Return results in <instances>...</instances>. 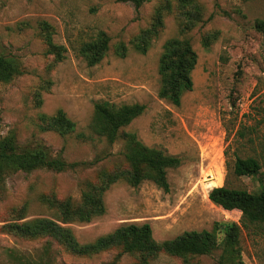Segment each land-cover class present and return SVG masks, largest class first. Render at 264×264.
<instances>
[{"label":"rangeland","instance_id":"rangeland-1","mask_svg":"<svg viewBox=\"0 0 264 264\" xmlns=\"http://www.w3.org/2000/svg\"><path fill=\"white\" fill-rule=\"evenodd\" d=\"M179 1L145 0L137 10L123 0H0V57L16 59L23 70L10 83L0 82V138L13 134L20 146L42 143L68 163H90L7 178L0 200V264H222L224 232L232 224L241 228L239 242L224 264H264V224L244 227L240 212L224 211L209 199L212 189L224 185L257 193L264 184V29L256 27L264 22V0H195L201 20L184 31ZM159 11L163 27L146 54L136 52L131 41L154 25ZM100 32L110 37V48L90 67L79 50ZM47 37L63 48V60L49 53ZM172 39L188 40L197 54L193 88L179 106L159 96L160 59ZM121 43L128 48L124 58L117 55ZM99 102L146 110L110 143L91 127ZM59 110L76 124L72 134L41 130L40 116ZM132 138L180 160L167 171L169 191L152 181L133 187L119 180L104 193L103 216L90 223L54 219L42 199L80 202L86 185L128 169ZM236 156L256 158L261 172L240 175L232 167ZM37 218L70 228L80 244L129 224H149L159 243L185 232H212L216 224L221 230L209 256L186 262L160 253L144 263L120 248L75 255L52 238L25 239L7 227Z\"/></svg>","mask_w":264,"mask_h":264},{"label":"trees","instance_id":"trees-1","mask_svg":"<svg viewBox=\"0 0 264 264\" xmlns=\"http://www.w3.org/2000/svg\"><path fill=\"white\" fill-rule=\"evenodd\" d=\"M123 1L132 2L137 10L145 2V0ZM179 2L182 30H189L201 20L202 7L195 0H180ZM162 27L163 14L159 11L154 25L142 30L131 41L133 49L138 53L146 54L152 39L157 37ZM256 27L264 29V22H257ZM46 42L49 53L56 55L57 60H63V48L53 44L49 37L46 38ZM109 44L110 37L105 32H100L95 41L85 43L80 48L79 55L84 58L88 66L93 67L105 58L110 48ZM204 44L209 45L207 41ZM127 53V45L121 43L118 46L117 55L124 58ZM196 65L197 54L188 40H169L164 46L159 64L160 98L179 106L183 94L193 88L192 73ZM22 73L23 70L16 59L0 57L1 83H10ZM145 110L146 107L140 104L119 106L109 102H99L95 105L91 127L96 134L114 143L121 130L140 117ZM40 117L42 131H52L61 136L72 134L75 131L76 124L62 110L52 116L41 115ZM240 136L245 137L242 133ZM125 158L128 169L118 170L110 175L105 174L101 184L86 185L80 202H75L71 198L63 201L43 198L42 202L55 212L54 219L63 223H90L105 214L104 193L112 184L125 180L133 187H138L144 181H152L168 192L167 171L181 164L178 158L165 155L157 149L145 147L135 138L127 143ZM85 165H90V163H68L55 157L42 143L20 146L15 135L9 134L0 138V200L5 195L7 178L18 172L31 173L36 170H49L61 173ZM227 167L230 168V166ZM232 167L234 171L247 177L258 175L262 169L256 158L239 156H236ZM209 199L212 204L224 211L240 212L244 227L264 224V184L257 193H249L246 190L233 189L224 185L212 189ZM7 227L25 239L52 238L75 255H91L111 248H120L124 254L138 255L144 263L155 259L160 253L184 259L186 262L189 258L209 256L218 247V230H221L220 225L216 224L212 232L206 230L185 232L173 240L159 243L154 240L149 224H129L97 239L94 243L80 244L70 228H64L50 219L37 218L22 224L13 223ZM240 231L238 224H232L225 230L222 241L224 245L222 264L226 257L234 254L235 245L239 242Z\"/></svg>","mask_w":264,"mask_h":264}]
</instances>
